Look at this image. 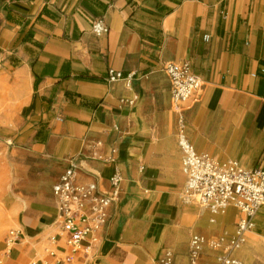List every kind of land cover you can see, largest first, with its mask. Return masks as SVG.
<instances>
[{
  "label": "crops",
  "instance_id": "obj_1",
  "mask_svg": "<svg viewBox=\"0 0 264 264\" xmlns=\"http://www.w3.org/2000/svg\"><path fill=\"white\" fill-rule=\"evenodd\" d=\"M82 1L0 0V74L24 71L29 78L23 107L10 123H0L8 141L28 143L63 161V169L75 160L82 182H96L99 190L108 192V178L115 168L121 170L124 180L132 166L145 158L144 138L133 132L139 128V121L130 116L139 113L140 102L148 103V93L139 92L135 81L152 75L154 70L165 73L168 62L185 60L201 80L198 99L185 113L186 136L196 150L209 155L234 154L245 161L247 157L264 159V0H137L148 9H153L157 1L169 8L159 23L161 44L156 48L150 41L155 29L149 14L137 12L135 17L143 20L130 19L132 26L125 22L128 0H103L106 9L98 17H93ZM6 9L12 11L10 21ZM96 20L107 28L105 32L93 30ZM141 59L151 64L147 74L140 72ZM43 69L49 73L35 86ZM109 71L123 76L108 81ZM81 72L100 79H80L77 74ZM64 74L69 76L63 78ZM78 95L102 101L91 112L81 106ZM198 102L197 110L205 105L212 115L197 124L199 131L192 142L187 112ZM169 103L175 118L176 144L171 96ZM19 111L34 115L38 122L29 133H13L20 126ZM194 120L193 116L190 123ZM110 147L117 149L115 162L96 158L98 154L108 156ZM144 168L140 165L139 172ZM180 174L184 180L181 171ZM122 193L121 183L118 198ZM115 200L109 207L108 222L97 233L102 237L110 227ZM182 202L201 210L196 203ZM52 208L49 216L24 223L25 228L18 230L19 241L13 243L0 264H176L172 255L155 260L142 245H123L116 240L101 245L85 240L79 251L70 254L58 238L54 246L46 243L49 248L56 247L58 253L45 251L40 256L37 248L56 230L55 204ZM215 220L212 215L210 221ZM230 231L223 230L212 238ZM193 233L206 238L200 231H191L190 237ZM203 252L200 264H209L212 257Z\"/></svg>",
  "mask_w": 264,
  "mask_h": 264
},
{
  "label": "rangeland",
  "instance_id": "obj_2",
  "mask_svg": "<svg viewBox=\"0 0 264 264\" xmlns=\"http://www.w3.org/2000/svg\"><path fill=\"white\" fill-rule=\"evenodd\" d=\"M135 82L139 92L148 93V103L144 100L140 102L139 113L130 116L134 121H139V128L133 129V132L144 138L145 158L135 163L123 180V193L112 206L110 227L103 237L97 234L98 238L93 244H110L113 240L123 245L140 244L155 260L172 255L176 264H189L191 231H200L209 239L223 230L230 231L238 211L228 206L224 213L214 215L216 220L211 222L213 214L209 210L205 211L198 205L201 207L198 212L182 202L180 188L183 179L175 144V118L170 110L168 79L161 70H154L152 75ZM199 103L187 112L188 135L192 142L193 135L199 131L197 124L212 115L205 105L197 110ZM18 113L20 126L13 133L18 134L23 130L29 133L38 124L35 116L21 111ZM193 116L195 120L190 123ZM5 130H0V192L4 196L0 199V209L7 199L13 200L16 207L11 217L0 224V260L13 246L9 242L11 230L24 229L25 222L39 220L54 211L51 189L64 165L63 161L46 155L28 143L8 141L9 138L4 137ZM209 153L216 159L240 160L247 167L264 165L262 157H247L245 161L234 154ZM140 165L145 167L142 172L138 170ZM207 225L212 227L207 228ZM216 226H220V229ZM46 243L45 240L37 248L38 255L46 254ZM237 253L244 264H264V204ZM203 255L212 257L209 264L219 263L208 245Z\"/></svg>",
  "mask_w": 264,
  "mask_h": 264
},
{
  "label": "built area",
  "instance_id": "obj_3",
  "mask_svg": "<svg viewBox=\"0 0 264 264\" xmlns=\"http://www.w3.org/2000/svg\"><path fill=\"white\" fill-rule=\"evenodd\" d=\"M93 30L99 34L107 28L96 20ZM164 71L170 84L171 108L176 115V147L180 156V171L184 177L181 198L206 208L213 215L224 213L228 206L238 211L230 233L224 232L211 239H206L200 233L191 235L189 264H200L205 245L216 252L218 264H244L237 252L264 204V165L246 167L235 159L217 160L208 153L198 152L186 136L185 113L190 103L198 99L201 80L185 60L168 62ZM120 77L121 73L109 71L107 80L114 81ZM100 144L97 142V145ZM116 153L117 149L110 147L108 156L98 154L96 158L115 162ZM78 172V164L73 160L64 167L52 185L56 230L46 237L47 243L52 246L61 238L70 254L79 251L85 240H97V233L108 222L109 207L118 198L123 181L121 170L115 168L108 178L109 191L103 192L96 182H82ZM9 235L11 243L20 239L18 230H11ZM58 251L56 247L46 248L48 254L56 255Z\"/></svg>",
  "mask_w": 264,
  "mask_h": 264
},
{
  "label": "trees",
  "instance_id": "obj_4",
  "mask_svg": "<svg viewBox=\"0 0 264 264\" xmlns=\"http://www.w3.org/2000/svg\"><path fill=\"white\" fill-rule=\"evenodd\" d=\"M146 1V0H143ZM175 3H179L181 0H172ZM82 5L90 12L92 13L93 17H98L99 15L103 14L106 9V2L103 0H83ZM125 8V16H126V23L127 25L132 26L130 23V19H138L143 20V18H136L135 15L137 12H143L150 15V22L152 23L151 26L155 29L154 35L150 38V41L153 43L154 48L158 47L161 44V35H160V26L159 23L163 19L164 15L169 12V8L165 5L159 3L158 1L155 2L153 9H148L146 7L141 6V4L137 0H128ZM6 18L8 21H10V13L12 12L9 9H6ZM31 33V32H29ZM144 36V35H143ZM26 37V36H25ZM151 57L154 56V53L151 52ZM141 63H143V68L141 69L142 74H147L149 72L150 63L147 60H142ZM49 71L46 69H43L41 74L37 76V79L35 81V86L38 80L48 74ZM123 76V74H121ZM69 76V74H64L62 77L65 78ZM77 77L80 79H86V80H99L100 77L93 75L89 72H81L77 74ZM108 77V76H107ZM78 102L81 104V106L84 108H87L89 111L93 112L98 108V105L101 103V99H95V98H89L83 95H78ZM40 135V132L38 131L37 136ZM38 138V137H37ZM40 138V137H39ZM42 140V139H41Z\"/></svg>",
  "mask_w": 264,
  "mask_h": 264
},
{
  "label": "bare ground",
  "instance_id": "obj_5",
  "mask_svg": "<svg viewBox=\"0 0 264 264\" xmlns=\"http://www.w3.org/2000/svg\"><path fill=\"white\" fill-rule=\"evenodd\" d=\"M29 92V78L24 71L0 74V123H10L13 115L20 110ZM4 196L0 192V199ZM15 202L7 199L0 209V224L10 218L15 210ZM226 210V209H225ZM224 210V212H225ZM252 231V230H251ZM254 232V231H253Z\"/></svg>",
  "mask_w": 264,
  "mask_h": 264
}]
</instances>
